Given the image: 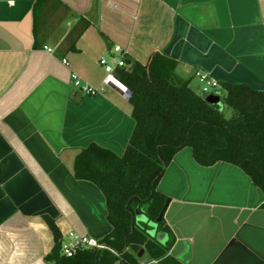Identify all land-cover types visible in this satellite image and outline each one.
Masks as SVG:
<instances>
[{"label":"crops","instance_id":"obj_1","mask_svg":"<svg viewBox=\"0 0 264 264\" xmlns=\"http://www.w3.org/2000/svg\"><path fill=\"white\" fill-rule=\"evenodd\" d=\"M117 45L143 63L174 57L192 88L200 70L264 89V0H0V264H48L45 215L63 236L111 231L103 193L74 160L92 142L122 154L132 105L116 88L85 94L71 73L101 84ZM158 190L171 198L168 229L150 235L167 251L144 248L139 264H264V193L239 166H202L186 147Z\"/></svg>","mask_w":264,"mask_h":264},{"label":"trees","instance_id":"obj_2","mask_svg":"<svg viewBox=\"0 0 264 264\" xmlns=\"http://www.w3.org/2000/svg\"><path fill=\"white\" fill-rule=\"evenodd\" d=\"M122 55L126 66L115 73L131 93L135 120L126 148L118 154L92 142L74 160L76 178L93 182L105 197L112 229L101 239L119 255L97 248L64 255L59 226L45 215L55 241L45 255L48 264H139L141 248L154 258L165 255L168 246L151 237L148 223L137 215L157 220L168 198L158 184L186 147L202 166L220 161L239 166L264 193V89L222 82L221 109L194 90L190 78L178 75L174 57L157 51L143 63ZM158 228L168 229L164 219Z\"/></svg>","mask_w":264,"mask_h":264},{"label":"built area","instance_id":"obj_3","mask_svg":"<svg viewBox=\"0 0 264 264\" xmlns=\"http://www.w3.org/2000/svg\"><path fill=\"white\" fill-rule=\"evenodd\" d=\"M49 52H52L53 49L50 47H45ZM114 50L118 52L117 55H111L110 58L102 57L100 59L101 65L104 67L105 75L103 77L102 83L99 85H93L90 83H85L79 77V75L75 72L71 73V81L73 85L80 90H82L87 95H96L98 93H102L106 91L107 88H116L123 93V95L127 98H130L128 87L124 85L125 88L119 86V79L116 76V68L126 66V61L124 56L122 55L123 48L119 45L114 47ZM64 64L68 65V60L63 59ZM196 76L202 83V94H210V93H219L220 83L211 78L207 73L198 70L196 72ZM122 84V83H121ZM123 85V84H122ZM108 249L112 251L114 254L119 255V253L103 241L100 238H96L89 234H81L76 230H70L62 239V252L66 256H73L80 249Z\"/></svg>","mask_w":264,"mask_h":264},{"label":"water","instance_id":"obj_4","mask_svg":"<svg viewBox=\"0 0 264 264\" xmlns=\"http://www.w3.org/2000/svg\"><path fill=\"white\" fill-rule=\"evenodd\" d=\"M129 90V89H128ZM129 94L131 96V93L129 91ZM202 96L211 104L213 105H218L221 107V109L224 108V104L222 102V99H221V96L220 94L218 93H210V94H206V93H203ZM171 202V198H167L166 202H165V205L163 207V209L161 210L158 218L156 221H149L146 216L144 215H137V219L138 220H142L144 222H147L149 226L151 227H154L153 230H148V232L150 234H153L157 240L159 241H162L164 239V236L166 235L165 232H158L156 231V228L158 226V223H160L164 218H165V213H166V210L167 208L169 207V204ZM144 253V248H141L138 255L139 256H142V254Z\"/></svg>","mask_w":264,"mask_h":264},{"label":"rangeland","instance_id":"obj_5","mask_svg":"<svg viewBox=\"0 0 264 264\" xmlns=\"http://www.w3.org/2000/svg\"><path fill=\"white\" fill-rule=\"evenodd\" d=\"M192 86L194 90H196L197 92H199L200 94H202V83H200L199 80H197V78L194 77V80H193V83H192ZM220 93V92H219ZM131 107V105H130ZM226 114L229 115L231 114V110L230 109H226Z\"/></svg>","mask_w":264,"mask_h":264},{"label":"bare ground","instance_id":"obj_6","mask_svg":"<svg viewBox=\"0 0 264 264\" xmlns=\"http://www.w3.org/2000/svg\"><path fill=\"white\" fill-rule=\"evenodd\" d=\"M118 84L120 87L125 88L124 85H122L121 83L118 82Z\"/></svg>","mask_w":264,"mask_h":264}]
</instances>
